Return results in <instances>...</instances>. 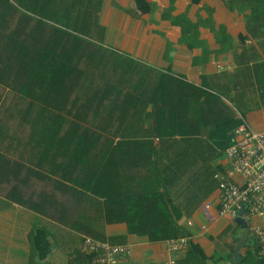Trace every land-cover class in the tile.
<instances>
[{
    "label": "crops",
    "instance_id": "0c3cea01",
    "mask_svg": "<svg viewBox=\"0 0 264 264\" xmlns=\"http://www.w3.org/2000/svg\"><path fill=\"white\" fill-rule=\"evenodd\" d=\"M48 4L40 0L41 8L54 5ZM254 8L264 9V0H103L87 37L89 54L102 63L126 59L153 86L161 73L185 82L171 83L169 98L183 100L182 106L191 107L189 117L204 122L201 132L195 122L185 126L190 133L185 138H160L147 121L125 130L143 141L135 148L133 141L121 147L123 153L136 151L148 159L151 146L143 142L151 140L159 152L155 167L145 160L131 166L127 162L122 170L145 172L141 182L152 188L158 186L155 173L162 177L160 190L168 192V202L180 213L177 223L191 235L179 264H264L248 230L219 214L221 192L215 177L228 164L224 139L243 120L264 130V11L252 17ZM31 24L24 23L25 28ZM36 27L34 35L39 32L41 41L53 33L43 22ZM41 46L46 48L43 42ZM19 69L14 63L0 64V264H90L80 251L82 237L89 234L65 226L63 218L95 217L102 210L95 200L79 203L81 194L75 189L66 199L65 186L79 189L81 181L74 144L50 151L42 145L46 116L41 106L47 90L41 89L39 96L32 81L22 86ZM233 118L238 125L228 129ZM60 135L57 143L67 136L63 131ZM65 154H72L73 161H65ZM253 222L262 220L254 217ZM103 234L117 244H131L134 264H163L168 257L163 241L130 232L125 221L107 223Z\"/></svg>",
    "mask_w": 264,
    "mask_h": 264
},
{
    "label": "trees",
    "instance_id": "16d2710c",
    "mask_svg": "<svg viewBox=\"0 0 264 264\" xmlns=\"http://www.w3.org/2000/svg\"><path fill=\"white\" fill-rule=\"evenodd\" d=\"M45 1L54 4L50 5L52 8L45 9L46 5L41 8L40 0H31L32 4L30 0H0V64L14 63L24 75L22 86L32 81L39 96L41 89L47 90L48 97H42L41 106L46 116L43 120L46 142L42 145L50 151L74 144V162L79 166V189L65 186L66 199L71 198L75 189L81 194L79 203L95 200L102 210L95 217L63 218V224L101 240H106L103 233L107 223L121 221L127 222L130 232L146 234L152 241L188 234L177 223L180 213L168 202V192L160 190L163 181L159 174L155 173L154 178L158 186L152 188L141 182L145 172H136L131 167L122 170L127 162L131 166L148 160L146 163L156 166L160 155L152 148L151 140L143 142L151 146L148 159L136 151L121 152L127 141H133L134 148L143 141L141 136L125 134V130L145 126L147 121L149 130L160 138L177 134L185 138L190 134L185 126L192 122L197 132L202 131L204 122L189 117L191 107L186 103L182 106L184 101L180 98H169L170 84L179 86V82L183 85L185 82L161 73L154 78L153 86L147 78L142 80L144 74L126 59L102 63L100 58L90 55L87 37L98 20L103 0ZM263 11L254 8L251 16L258 17ZM29 20L32 24L25 28L24 23ZM41 22L51 28L50 36L56 37L44 35L41 41L39 32L34 35L39 30L36 31V25ZM41 49L47 50V54H41ZM14 52L17 54L9 55ZM237 125L233 118L227 128ZM62 131L67 135L65 141L57 143L62 140ZM231 137L228 141L224 139L225 149L231 144ZM49 157L55 161L51 153ZM64 160L73 161L72 154H65Z\"/></svg>",
    "mask_w": 264,
    "mask_h": 264
},
{
    "label": "built area",
    "instance_id": "2783aa9c",
    "mask_svg": "<svg viewBox=\"0 0 264 264\" xmlns=\"http://www.w3.org/2000/svg\"><path fill=\"white\" fill-rule=\"evenodd\" d=\"M225 156L228 164L215 174L221 192L219 214L236 218L244 210L241 216L247 222L246 229L264 256V130H254L243 120L234 129ZM254 217L262 223L253 222ZM163 244L168 252L163 264H179L181 254L191 245V235L167 238ZM80 251L89 257L90 264H134V248L129 243L114 244L84 235Z\"/></svg>",
    "mask_w": 264,
    "mask_h": 264
},
{
    "label": "water",
    "instance_id": "95a60500",
    "mask_svg": "<svg viewBox=\"0 0 264 264\" xmlns=\"http://www.w3.org/2000/svg\"><path fill=\"white\" fill-rule=\"evenodd\" d=\"M243 211L244 210H242V211H240L239 212V216H237L236 218H235V220L237 221V222H239L240 224H242L245 228L247 227V222L244 220V218L241 216L242 214H243ZM236 256H237V254H236Z\"/></svg>",
    "mask_w": 264,
    "mask_h": 264
},
{
    "label": "rangeland",
    "instance_id": "374dc122",
    "mask_svg": "<svg viewBox=\"0 0 264 264\" xmlns=\"http://www.w3.org/2000/svg\"><path fill=\"white\" fill-rule=\"evenodd\" d=\"M215 184H216V182H215Z\"/></svg>",
    "mask_w": 264,
    "mask_h": 264
}]
</instances>
